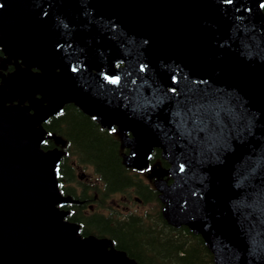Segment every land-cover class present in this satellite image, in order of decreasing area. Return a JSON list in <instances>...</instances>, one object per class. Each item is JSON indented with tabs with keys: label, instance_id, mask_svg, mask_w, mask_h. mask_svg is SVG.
Returning a JSON list of instances; mask_svg holds the SVG:
<instances>
[{
	"label": "water",
	"instance_id": "obj_1",
	"mask_svg": "<svg viewBox=\"0 0 264 264\" xmlns=\"http://www.w3.org/2000/svg\"><path fill=\"white\" fill-rule=\"evenodd\" d=\"M263 5L0 0V47L23 64L0 84V264H136L56 208L69 199L41 123L69 102L132 133L128 166L161 149L163 216L215 264H264Z\"/></svg>",
	"mask_w": 264,
	"mask_h": 264
},
{
	"label": "trees",
	"instance_id": "obj_2",
	"mask_svg": "<svg viewBox=\"0 0 264 264\" xmlns=\"http://www.w3.org/2000/svg\"><path fill=\"white\" fill-rule=\"evenodd\" d=\"M262 11L264 13V6ZM11 69L12 65H8L6 71ZM43 128L48 137L42 148H53V136H60L65 141L62 150L64 155L59 162V179H71V169L65 163L68 164V158L73 157L77 163L93 167L103 182L106 194L132 185V176L121 159L119 141L74 105H64L60 113L49 117ZM154 153L151 160L155 159L154 155L159 160L158 150ZM87 221L100 233L114 235L117 245L139 264H214L206 245L187 227H183V233L173 230L176 232H168L167 236L140 231L135 217L111 226L108 219L98 215L89 216ZM143 251L149 257L139 256Z\"/></svg>",
	"mask_w": 264,
	"mask_h": 264
},
{
	"label": "flooded vegetation",
	"instance_id": "obj_3",
	"mask_svg": "<svg viewBox=\"0 0 264 264\" xmlns=\"http://www.w3.org/2000/svg\"><path fill=\"white\" fill-rule=\"evenodd\" d=\"M1 55L2 53H0ZM65 164L71 169L72 177L71 179L61 177L59 179L60 189L64 195L71 198L72 202L60 206V209L67 212L68 221L76 225L80 237L94 236L98 239H107L111 242L110 247L114 251H122L129 256L126 250L117 245L114 235L108 232L100 233L93 224L87 221L91 215L108 219L110 226L127 221L129 217H135L139 230L149 234L168 236V232L172 234L178 230L183 233V226H171L163 217V204L155 189L158 179L163 180L166 184L171 183L168 174L156 175L157 169L165 164L150 159L147 169L140 171L130 169L128 174L132 175V185L109 194L104 192L103 182L84 169L83 165H76L74 162ZM161 170L163 169L159 171ZM139 256L149 257V254L143 251L139 253ZM131 258L134 257L131 256Z\"/></svg>",
	"mask_w": 264,
	"mask_h": 264
},
{
	"label": "rangeland",
	"instance_id": "obj_4",
	"mask_svg": "<svg viewBox=\"0 0 264 264\" xmlns=\"http://www.w3.org/2000/svg\"><path fill=\"white\" fill-rule=\"evenodd\" d=\"M88 171H89V170H88ZM88 171H87V172H88Z\"/></svg>",
	"mask_w": 264,
	"mask_h": 264
}]
</instances>
